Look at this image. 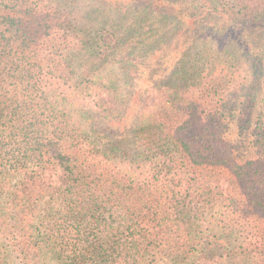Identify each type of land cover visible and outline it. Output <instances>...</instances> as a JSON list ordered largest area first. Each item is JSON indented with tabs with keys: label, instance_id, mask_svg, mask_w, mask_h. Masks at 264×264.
Masks as SVG:
<instances>
[{
	"label": "trees",
	"instance_id": "trees-1",
	"mask_svg": "<svg viewBox=\"0 0 264 264\" xmlns=\"http://www.w3.org/2000/svg\"><path fill=\"white\" fill-rule=\"evenodd\" d=\"M0 264H264V0H0Z\"/></svg>",
	"mask_w": 264,
	"mask_h": 264
},
{
	"label": "rangeland",
	"instance_id": "rangeland-1",
	"mask_svg": "<svg viewBox=\"0 0 264 264\" xmlns=\"http://www.w3.org/2000/svg\"><path fill=\"white\" fill-rule=\"evenodd\" d=\"M241 138H242V136H241L240 132H238V131L236 130V128H233V129L231 130V136H230V139L233 140V141H238V140H240Z\"/></svg>",
	"mask_w": 264,
	"mask_h": 264
}]
</instances>
